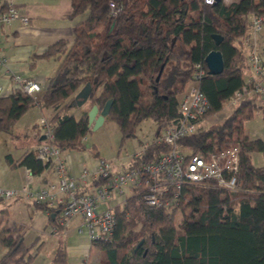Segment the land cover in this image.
I'll list each match as a JSON object with an SVG mask.
<instances>
[{
	"label": "trees",
	"instance_id": "16d2710c",
	"mask_svg": "<svg viewBox=\"0 0 264 264\" xmlns=\"http://www.w3.org/2000/svg\"><path fill=\"white\" fill-rule=\"evenodd\" d=\"M71 6L70 18H83L73 27V39L60 38L45 52L46 57L59 59L55 73L49 76V85L36 94L15 88L0 95V134L13 133L15 124L34 107L51 110L49 116L42 117L53 138H42L45 125L39 118L34 124L35 143L17 158L7 154L10 165L25 166L34 175L51 167L55 170L54 161L39 157L40 147L50 143L59 148L61 155L88 150L94 157L110 161L115 172L127 169H119L101 155L96 143L88 140L92 131L88 111L93 104L101 110L110 98L113 104L105 121L117 123L123 142L135 136L144 119L153 118L158 123L156 138L142 153L132 156L128 168L155 161L170 149L158 139L178 121L181 98L195 83V65L201 63L206 73L196 83L209 107L201 116L198 131L181 138L178 144L194 152L238 144L239 191H226L213 182L186 183L181 190L172 187L173 192L180 191L175 198L179 204L151 208L140 192L132 189L124 204L110 205L116 216L113 235L90 240V247L100 251L98 264H187L189 258H195L196 264H264V164L253 163V153L264 152V139L251 138L244 126L259 108L264 109V97L254 92L255 99H242L229 116L212 127L204 123L223 111L236 91L244 92L262 79L254 75L250 59L254 50L264 65L257 48L262 30L256 34L255 43L247 44L246 38L253 33L254 17H262L264 22V0H217L212 4L205 0H71ZM213 34L223 37L220 44H216ZM245 45L250 48L249 56ZM214 49L221 50L225 59L219 74H210L205 61ZM87 82H91L92 93L76 116L75 96ZM56 180L57 174L49 182ZM103 181L99 178L80 185L78 191H92ZM27 183L35 187L29 181L0 188H22ZM17 200H28L47 211L50 226L57 225L58 234H63L67 225H59L60 205L24 196L0 197V201L7 202L0 210V244L4 250L0 264H35L36 254L25 242L26 224L9 223V205ZM179 211L182 215L177 224ZM52 263H68L63 237Z\"/></svg>",
	"mask_w": 264,
	"mask_h": 264
},
{
	"label": "built area",
	"instance_id": "2783aa9c",
	"mask_svg": "<svg viewBox=\"0 0 264 264\" xmlns=\"http://www.w3.org/2000/svg\"><path fill=\"white\" fill-rule=\"evenodd\" d=\"M217 0H205L212 4ZM112 13H116L115 4L112 3ZM121 7L118 8V11ZM30 16L22 8L17 6L15 0H0V26L9 25L17 20L23 24H29ZM263 18L254 17L252 21L253 33L248 35L246 43H255L256 34L263 28ZM252 68L255 76H262L260 82L254 87L242 91H236L231 97L229 106H236L242 99L250 98L254 92L264 97V65L259 54L252 50L250 54ZM8 62V57L3 53V44L0 38V69ZM206 70L201 63L195 65V83L186 91L180 101V117L165 135L158 139L170 146L158 159L152 162L127 168L123 171H114L110 161L99 159L94 168H82L80 177L69 171V164L61 155L58 147L45 143L40 147L39 157L44 161H54L57 180L49 182L45 187L35 188L30 184H24L22 188H0V197L9 199L16 196H24L31 200L44 201L49 205H60L59 225L66 226L73 218H79L80 223L76 229L78 232H87L90 240L109 238L113 235L116 225V216L110 206H103L105 202L115 195L125 194L126 188L137 189L141 198L148 206L161 207L179 204L175 198L180 196V191L172 190V187H181L189 183L213 182L218 187L237 192L239 186V173L241 170V148L238 144L216 150L194 152L188 146L180 147L178 141L198 131L201 116L207 111L209 102L196 81H200ZM13 81L19 88L28 94H36L41 91L42 85L36 80L25 78L20 74H13ZM6 93L0 84V95ZM264 99V98H263ZM44 126L46 138H53L54 134L46 126L49 124L45 117L40 119ZM143 149L139 151L142 153ZM136 152L134 155H138ZM102 178L103 183L92 191L79 192L82 184H91L92 181ZM80 180V182H79ZM172 193L171 197L166 194ZM125 200L123 201L124 204ZM51 234H58L57 225L49 228Z\"/></svg>",
	"mask_w": 264,
	"mask_h": 264
},
{
	"label": "crops",
	"instance_id": "0c3cea01",
	"mask_svg": "<svg viewBox=\"0 0 264 264\" xmlns=\"http://www.w3.org/2000/svg\"><path fill=\"white\" fill-rule=\"evenodd\" d=\"M15 2L17 6L22 8V10L30 16L31 19L29 24H23L22 22L17 20L9 25L0 26V38L3 44V53L8 57L7 64L3 65L0 69V84L4 87L6 93H10L16 87L13 81V74H20L25 78L38 81L39 83H41L42 88L45 89L49 85V76L55 73L59 65V59L57 57L54 56L48 58L44 55L45 52L54 41L60 38L73 39V27L77 21L83 18V16L77 17L75 19L70 18L72 10L71 0H15ZM262 56L264 57V53H262ZM249 73H251V67L246 72L247 78ZM33 109L40 110L42 114L36 116L33 115L35 119L34 122H32L33 124L31 122L29 123L28 132H31V130L33 132L35 130L34 124L38 122L39 118H41L42 116H49L51 113L50 109H43L40 107H34ZM31 110H29L25 115H28ZM25 115H23V117ZM23 128L24 127L13 133L17 137L27 139L26 145L27 148H30L36 141L35 136L37 132H35V136H30L29 133ZM8 154H12L13 157L17 158L22 154V152H17L16 155H14L13 153ZM62 156L69 164L70 173L76 175L77 177H80L82 168H94L99 161V158L94 157L88 150L68 151L62 153ZM2 171H4L3 175L5 172L8 175H13V181L11 182L0 180V186L3 187L20 186L23 183L29 181L32 182L35 187H41L47 184L50 180H54L56 178V171L52 167L47 169L41 175H34L25 166L13 167L12 165H10L8 160H6ZM8 175H4L7 180ZM22 205L24 204L20 203L19 200L14 201L13 203L11 202V204L9 205V215L12 216L15 210ZM107 205L108 202L105 203V206ZM6 206L7 203L5 207ZM33 206L37 209H40L42 213L44 212L42 214L43 217L41 218L40 223L35 226V230H37L38 232L44 230L45 232H47V234H51L49 232V214L47 213V211L39 208L36 204H33ZM33 209V207L31 209H28L26 216L23 218L14 217V221L17 222L21 220L22 223L31 222L32 218L30 217V215ZM72 221L77 222V225L80 223L79 218H73L71 222ZM70 224L71 223L69 222V225H67V227H69ZM68 230L69 228H66V231H64L63 234H52L59 235L57 236L59 238H65L66 248L69 255L68 262L69 257H84L83 263H89V251L91 248L90 244H82L80 242L75 243L74 241L68 243ZM76 232H78L77 229ZM58 243L59 240H57L56 246L53 248V250H51L53 255ZM42 246L43 244L39 246L37 252L35 253L36 255L34 254V260H36V258L38 257ZM3 251V247L0 244V256L3 254ZM98 262L99 260L97 259L95 264H98ZM34 263L38 264L37 262Z\"/></svg>",
	"mask_w": 264,
	"mask_h": 264
},
{
	"label": "rangeland",
	"instance_id": "374dc122",
	"mask_svg": "<svg viewBox=\"0 0 264 264\" xmlns=\"http://www.w3.org/2000/svg\"><path fill=\"white\" fill-rule=\"evenodd\" d=\"M232 0H226V2H231ZM258 41H257V48L261 53H264V24L262 31L258 34ZM245 51L246 54L249 56L250 54V48L248 45H245ZM256 95L253 94L252 98L255 99ZM260 100V99H259ZM86 106V105H85ZM81 106H75L74 112L76 113V116H79V108ZM264 108V107H263ZM233 107L226 105L223 111L210 116L204 120V123L207 124L208 127H212L215 123L218 121L226 118L230 115V112L232 111ZM42 113L40 110H31L28 115H25L19 122H17L14 126V133L17 132L19 129H25L27 132L29 131L28 125L31 122H34V116L41 115ZM34 115V116H33ZM33 124V123H32ZM31 124V125H32ZM245 130L249 134L251 138H257L260 137L264 139V109L259 108L257 113L252 119H248L244 122ZM158 131V123L153 118H146L144 119L138 126L137 132L135 136L131 137L130 139H127L123 142L122 135L119 130V127L116 122L114 121H105L101 126H99L97 129H92V131L88 135V140L90 143H96L97 147L99 148L101 155L110 159L115 165L118 166L119 169L121 168H128L131 164V158L136 153L142 150L147 143L153 141L156 138ZM36 130L32 132H28L29 135L35 136ZM2 132L0 134V180L3 181H13L11 174H7L6 172L4 175H8L7 178L3 175L2 169L4 167V164L7 160V154L13 153L16 155L18 152H23L26 148V141L27 139L17 137L15 134ZM253 163L256 165H263L264 164V152H254L253 153ZM133 192L131 188H126L125 194L122 195H115L112 199L108 200V206L116 205L121 202H123L128 195H130ZM20 203H23L21 207L15 210V212L12 214V218L9 217V223L11 226H13L16 222L14 221V217H20L23 218L27 214V210L34 208L31 212L30 217L32 218L31 222H24L26 224V230H25V242L30 247V250L33 254H35L41 244L43 246L41 247V250L38 254V257L34 262H37L38 264H52V252L53 248L57 244V240L60 238L57 237L59 235H52L47 234L44 230H41L38 232L35 230V226L40 223L41 218L43 217V213L40 209H37L33 206V203H31L28 200H19ZM105 202V203H107ZM7 202L0 201V210L1 208L5 207ZM105 203L103 206H105ZM15 215V216H14ZM181 211L177 213V224L180 221L181 218ZM17 223H22L21 220L17 221ZM70 226L67 227L69 230L67 231V234L69 236V239H67L68 243L75 242V243H82V244H90V238L86 231L82 233L76 232V223L74 221H70ZM71 227V228H70ZM74 227V228H73ZM73 228V229H72ZM66 231V229L64 230ZM68 238V237H67ZM45 241V242H44ZM89 263L95 264L96 260H99L100 251L96 247H91L89 251ZM69 256V255H68ZM83 258H71L69 257V262L67 264H84ZM187 264H196L195 258H189Z\"/></svg>",
	"mask_w": 264,
	"mask_h": 264
},
{
	"label": "water",
	"instance_id": "95a60500",
	"mask_svg": "<svg viewBox=\"0 0 264 264\" xmlns=\"http://www.w3.org/2000/svg\"><path fill=\"white\" fill-rule=\"evenodd\" d=\"M216 44H220L223 40V37L219 34H213ZM205 61L209 68L210 74H219L222 73L225 66V59L223 52L219 49L211 50L205 57ZM92 93L91 82H87L82 86L79 91L76 93V100L79 106H82L89 99ZM113 104V99L110 98L106 101L104 107L100 110L97 104H93L90 110L88 111L89 124L92 125V129H97L101 126L106 119V116L109 114ZM42 138H45V134L42 135Z\"/></svg>",
	"mask_w": 264,
	"mask_h": 264
}]
</instances>
